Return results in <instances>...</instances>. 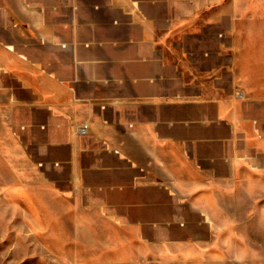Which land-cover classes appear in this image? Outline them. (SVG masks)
Listing matches in <instances>:
<instances>
[{
  "label": "crops",
  "instance_id": "1",
  "mask_svg": "<svg viewBox=\"0 0 264 264\" xmlns=\"http://www.w3.org/2000/svg\"><path fill=\"white\" fill-rule=\"evenodd\" d=\"M240 1L0 0V109L26 112L29 139L10 137L2 151L11 164L46 165L49 188L70 201L45 207L58 221L80 228L91 213L90 227L138 229L147 244L148 230L163 229L148 220L157 207L82 203L88 191L110 181L109 193L146 195L200 180L202 158L225 166L248 129L264 132V0H245L249 12ZM54 46L56 59L31 55ZM178 185L176 196L191 195Z\"/></svg>",
  "mask_w": 264,
  "mask_h": 264
},
{
  "label": "rangeland",
  "instance_id": "2",
  "mask_svg": "<svg viewBox=\"0 0 264 264\" xmlns=\"http://www.w3.org/2000/svg\"><path fill=\"white\" fill-rule=\"evenodd\" d=\"M240 2L239 9L249 12L246 1ZM257 7L262 11L264 4ZM139 8L134 3L132 14L140 13ZM217 8L216 3L210 5L211 11ZM56 33L62 34L58 29ZM78 39H89V35L83 32ZM35 40L42 44L44 39L36 36ZM53 42L60 44V38ZM55 47L31 55L41 62L53 60L58 57ZM245 109L248 115L254 113L249 104ZM260 110L264 111V105ZM6 112L0 109V264H264V141H256L264 132L253 135L248 129L238 146L224 151L229 162L225 166L213 163L214 158H202L197 166L203 171L200 180L159 182L161 191L146 195L134 190L109 193L103 186L113 184L110 181L100 182L98 191H88L82 203L99 201L106 206L115 199L132 207H157L160 212H148V220L163 229L148 230L149 242L143 244L138 229L110 228L107 223L90 227L91 213H84L83 227L75 228L70 220L58 221L60 213L45 209L70 201L64 192L49 188L42 161L11 164L4 157L2 150L10 137L29 141L26 112L17 110L12 116ZM97 141L111 140L104 135ZM107 165L101 162L100 168ZM162 171L167 172V166ZM170 184L189 189L191 195L176 196ZM92 193L98 200L91 198Z\"/></svg>",
  "mask_w": 264,
  "mask_h": 264
},
{
  "label": "built area",
  "instance_id": "3",
  "mask_svg": "<svg viewBox=\"0 0 264 264\" xmlns=\"http://www.w3.org/2000/svg\"><path fill=\"white\" fill-rule=\"evenodd\" d=\"M88 128H89V126H88V125H86V124L82 126V130H84V131H87V130H88Z\"/></svg>",
  "mask_w": 264,
  "mask_h": 264
}]
</instances>
